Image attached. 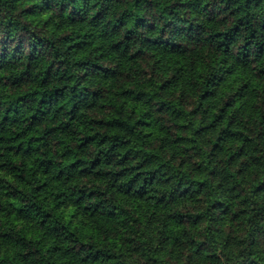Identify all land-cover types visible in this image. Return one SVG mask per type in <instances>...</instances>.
<instances>
[{
	"label": "clouds",
	"instance_id": "obj_1",
	"mask_svg": "<svg viewBox=\"0 0 264 264\" xmlns=\"http://www.w3.org/2000/svg\"><path fill=\"white\" fill-rule=\"evenodd\" d=\"M0 264H264V0H0Z\"/></svg>",
	"mask_w": 264,
	"mask_h": 264
}]
</instances>
